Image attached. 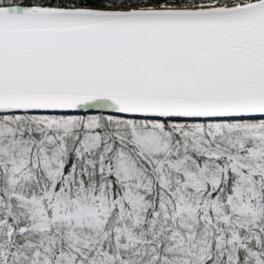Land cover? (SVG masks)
Returning a JSON list of instances; mask_svg holds the SVG:
<instances>
[{
    "label": "snow or ice",
    "instance_id": "obj_1",
    "mask_svg": "<svg viewBox=\"0 0 264 264\" xmlns=\"http://www.w3.org/2000/svg\"><path fill=\"white\" fill-rule=\"evenodd\" d=\"M0 264H264V0H0Z\"/></svg>",
    "mask_w": 264,
    "mask_h": 264
}]
</instances>
